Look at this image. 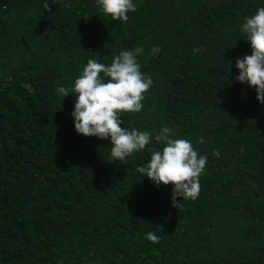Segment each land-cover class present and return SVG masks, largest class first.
Returning <instances> with one entry per match:
<instances>
[{"label": "trees", "instance_id": "trees-1", "mask_svg": "<svg viewBox=\"0 0 264 264\" xmlns=\"http://www.w3.org/2000/svg\"><path fill=\"white\" fill-rule=\"evenodd\" d=\"M135 3L121 22L96 0H0V264H264V105L235 79L264 0ZM136 47L153 86L122 127L153 139L111 162L110 139L75 131L74 82ZM162 126L207 157L195 199L137 171Z\"/></svg>", "mask_w": 264, "mask_h": 264}, {"label": "clouds", "instance_id": "clouds-1", "mask_svg": "<svg viewBox=\"0 0 264 264\" xmlns=\"http://www.w3.org/2000/svg\"><path fill=\"white\" fill-rule=\"evenodd\" d=\"M100 10L113 21L126 22L129 13L137 10L135 0H96ZM70 12L71 5L64 4ZM45 10H50L47 3ZM242 32L250 43L252 54L235 61L239 69L236 81L254 87L257 100L264 105V7L245 17ZM202 49L196 48L194 52ZM161 51L153 46L151 55ZM143 47L135 50H121L110 64L96 59H89L80 75L74 82L76 103L71 113L74 128L85 137H96L111 140V162H127L136 153H141L152 143V135L147 131L135 128L129 130L121 117L125 113H140L143 110L145 93L153 86L150 75L141 71L138 57L143 54ZM230 67H232L230 63ZM58 92L65 98L70 92L60 86ZM154 139L164 145L162 150L151 151L149 161L137 171L150 178L156 187L161 184L173 186V201L176 197L195 199L199 194L198 177L204 171L207 157L200 155L190 140L172 139V130L162 126ZM199 143H205L204 137ZM214 155L219 156L218 150ZM146 239L159 242L155 232L146 233Z\"/></svg>", "mask_w": 264, "mask_h": 264}]
</instances>
